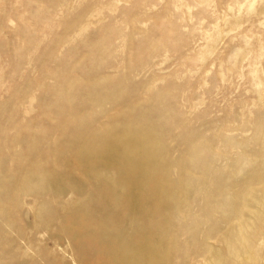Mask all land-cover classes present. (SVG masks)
Wrapping results in <instances>:
<instances>
[{
    "label": "rangeland",
    "instance_id": "374dc122",
    "mask_svg": "<svg viewBox=\"0 0 264 264\" xmlns=\"http://www.w3.org/2000/svg\"><path fill=\"white\" fill-rule=\"evenodd\" d=\"M181 2L194 10H182L173 62L214 38L209 109L193 117L167 96L139 103L143 79L125 71L170 6L125 0L89 20L112 0H0V264H264V143L254 137L225 167L196 139L245 108L264 129V2Z\"/></svg>",
    "mask_w": 264,
    "mask_h": 264
},
{
    "label": "clouds",
    "instance_id": "9594fccd",
    "mask_svg": "<svg viewBox=\"0 0 264 264\" xmlns=\"http://www.w3.org/2000/svg\"><path fill=\"white\" fill-rule=\"evenodd\" d=\"M261 2H264V0H261ZM124 3L125 0H112L111 5L94 12L89 17V20L99 19L104 11L114 14L115 10ZM169 6L172 11L165 16H161L158 24H154L151 19L144 23H139L138 27L140 29H148L149 24H154L155 30L160 35L158 39L149 43L147 49L140 57L136 60H129V67L125 71H130L135 78L143 79L142 98L139 103H144L152 98L159 99L167 96L172 99L177 114L186 117L206 114L209 109V99L205 90L210 87L208 78L212 76L213 70L216 68L215 63L208 64L215 56V51L208 47L209 44L214 42L212 32L203 33L201 42L203 47L199 49V54L195 59L186 62L187 58H185V60L173 62L176 53L170 48L173 43L172 37L177 35V32L188 31L186 27L177 29L176 25L184 24L185 12H182V10H186V13H191L194 9L182 3L181 0H172L170 4L166 0H155L152 3H148L145 0L144 3L147 12H160L162 8L166 9ZM234 8L237 10V16L241 14L252 15L254 14L255 5L230 4L227 6V12L231 13ZM176 13L181 14L179 19L175 18L174 14ZM227 18V15H225V19ZM173 20H175V24ZM201 23H204V21H201ZM218 24L219 22L212 26L213 31L218 30ZM260 26L264 27V20L260 22ZM86 29L87 26L81 28L73 37H70V40H75ZM127 30L125 28V31ZM229 34L231 33H225V35ZM248 42V39L245 38L246 46ZM242 51L243 49H237L229 57V61H234ZM261 52L264 53V47L261 48ZM189 63L191 67L188 66ZM205 64H208L206 69L204 68ZM220 67L223 69V65ZM197 78L199 80L196 83V87L193 88L192 84L197 81ZM220 83H228L223 71L220 72ZM254 87L258 90L259 103L264 105V84L257 83ZM216 92H219V88L216 89ZM247 111L246 108L241 110L238 122L228 121L208 129L197 130V143L207 144V153L212 156L213 160L219 161L223 159L225 167L228 157L234 155L239 148L247 145L254 137L258 136L260 141L264 143V129L258 133L254 132L252 126L247 123L245 115ZM209 138L217 142L216 148L211 147Z\"/></svg>",
    "mask_w": 264,
    "mask_h": 264
}]
</instances>
